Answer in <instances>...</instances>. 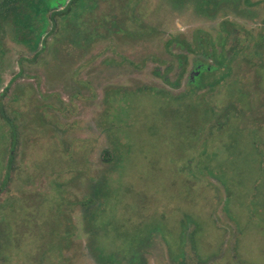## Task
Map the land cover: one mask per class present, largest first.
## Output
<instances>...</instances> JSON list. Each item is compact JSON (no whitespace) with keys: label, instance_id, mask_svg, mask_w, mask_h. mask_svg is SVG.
<instances>
[{"label":"rangeland","instance_id":"374dc122","mask_svg":"<svg viewBox=\"0 0 264 264\" xmlns=\"http://www.w3.org/2000/svg\"><path fill=\"white\" fill-rule=\"evenodd\" d=\"M43 1L0 25L5 264H264V0Z\"/></svg>","mask_w":264,"mask_h":264},{"label":"trees","instance_id":"16d2710c","mask_svg":"<svg viewBox=\"0 0 264 264\" xmlns=\"http://www.w3.org/2000/svg\"><path fill=\"white\" fill-rule=\"evenodd\" d=\"M49 4H50L49 2L45 3L43 0H6V4L0 9V25L1 27L3 25H7L9 27L15 26L17 29L20 30L29 29V32L26 33L27 38L25 41L27 42L28 45L30 44L32 46V44H34V47H36L38 45L40 38L42 37V32L44 28L41 27L40 30L35 31L27 26V21L29 20V17L32 16L31 13L28 11V9L34 10L36 16L40 15L43 18V20H45L44 8L47 7ZM4 21L5 23L2 24ZM211 54L214 55L215 51L212 50ZM218 63L222 64L223 61H219ZM214 70L215 69H213L212 71ZM200 73L201 76H203L206 73L209 74V71H201ZM201 78H199V80ZM106 154H108V152ZM131 261L132 262L130 264H146V262L143 260L142 257L140 261L138 259L137 260L131 259Z\"/></svg>","mask_w":264,"mask_h":264},{"label":"flooded vegetation","instance_id":"af4514ba","mask_svg":"<svg viewBox=\"0 0 264 264\" xmlns=\"http://www.w3.org/2000/svg\"><path fill=\"white\" fill-rule=\"evenodd\" d=\"M54 3V2H53ZM63 10H65V8L64 9H62V10H60V11H58V12H63ZM45 16H46V14H45ZM198 78H200V76L198 77ZM198 87V86H197ZM4 188H0V195L4 192ZM4 224V223H3ZM6 240H5V238H4V236H3V233H2V230L0 231V246H3V247H5V244H6ZM3 260V264H5L6 262H7V260L3 257V252L2 251H0V260Z\"/></svg>","mask_w":264,"mask_h":264}]
</instances>
